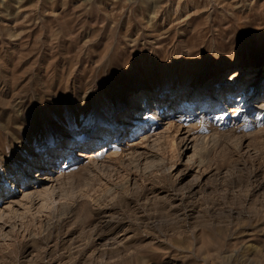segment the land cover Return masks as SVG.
Instances as JSON below:
<instances>
[{
	"label": "rangeland",
	"instance_id": "1",
	"mask_svg": "<svg viewBox=\"0 0 264 264\" xmlns=\"http://www.w3.org/2000/svg\"><path fill=\"white\" fill-rule=\"evenodd\" d=\"M238 68L227 107L263 81L264 0H0V192L69 138L107 136L135 92L165 97ZM227 107L164 112L153 132L149 110L119 153L58 163L52 191L6 217L0 264H264V115L246 124ZM184 125L196 128L195 161L180 150Z\"/></svg>",
	"mask_w": 264,
	"mask_h": 264
},
{
	"label": "bare ground",
	"instance_id": "2",
	"mask_svg": "<svg viewBox=\"0 0 264 264\" xmlns=\"http://www.w3.org/2000/svg\"><path fill=\"white\" fill-rule=\"evenodd\" d=\"M219 74L220 75H216L215 72L200 73L197 76L196 82L191 85V89L182 91V89L180 88L172 87L168 89L167 96L165 95V97H164L162 88L144 89L139 92H135L131 98L129 111L125 112V108L123 112L121 111V113L123 114L125 112L124 116L123 117L121 116L122 118L121 121H119L118 123V120L115 118V116H112L109 123H107L106 127L103 128L102 132L103 133L107 132L106 133L107 136H102V134L101 135L99 134V137L97 138V140L95 139V141L91 144H88L87 142H84V141L81 142L80 140H78L77 142V140H74L71 137L65 143H63L62 148L60 147V149L63 151L58 152L59 154L53 155V151L55 150V146H54L51 149L52 151L47 152L45 156L39 159H33L30 162L29 171L26 172L27 174L22 173L21 179H19L20 183H18V180L9 178L8 180L9 185L6 188L7 191L0 192V202H1L2 196H5V197L8 195L11 196V198L6 203V205L3 204L2 206H0V230L5 229V226H6L5 219L10 213H12L15 210V206H18V207H22L24 205L26 206L27 205L26 202L29 201L30 199H33L36 196L41 197L42 195L43 196L47 195L49 192L52 191V189L54 188V182L58 181L59 178L58 177L55 178L54 177L55 175L52 174L51 172H53L54 167L58 163H60L61 161L62 163H65V162L68 163V162L75 161L78 159L79 160L83 159V161L81 162H85V165H87L88 162H91L92 160L101 159L102 157H104V155L106 156L107 154L115 155L119 153L120 148L116 145V143L119 140L124 139V137L128 134V131L130 132V136H134V135L141 133L142 130L147 128L146 125L148 123L147 122L148 118H146L147 116L144 113L146 112L148 113L149 110H152L151 112H153V115L150 118L152 120L153 119L155 120V122L151 124V129L153 132L156 130L155 125H157V122H158L157 120L160 119V115H162L164 112H167V111L170 113L179 112L181 113L180 115L182 116V114H188L192 110H195L197 111V113H199L200 110L204 112L216 106L218 108L221 107V109L222 107H227V104L229 103V100L231 99L227 97L228 96L226 94L227 92H225V89H222V86L225 83L228 86L230 85L231 88H236L237 86H241L243 82L242 81L243 80L242 79L243 68H238L234 70L233 72H231L229 77H226V76L223 77L224 72L222 71ZM250 76L251 75H249V77ZM257 86H258V83L256 82V79H252L249 83V89L253 90L254 94L253 93L246 94L244 92L239 94L235 105L227 107L229 110V114L234 113L236 116L241 115V117L243 118L242 121H244L245 123L246 121H249L250 118H253L254 115L257 116V118L260 116L262 117L264 115V100L256 102V99L260 95L264 96V78H263V81L260 82L258 86L259 89ZM262 87L263 89L260 90V88ZM180 97H183L184 99L179 100ZM208 99H210L209 102H208ZM250 99L251 100L253 99L252 104H254L255 102L254 104L255 106L253 108V111L255 112L254 115L252 112L246 113L247 110L245 108L248 107L249 105L248 102ZM226 100L228 102H224ZM132 112H134L133 115H131ZM111 114H114V113H111ZM226 117H228V115H226ZM183 124H189V123L187 122L183 123L181 121L178 123V126L182 127ZM173 125H174L173 121H170V122L168 121L167 130L172 129ZM195 126L197 125L195 124ZM195 129H196L195 127L185 126L181 130L183 131L182 135L180 134L181 136L179 137L180 145L183 144V146L180 147V150L183 148V151H182L183 154L191 151V154L188 156L189 161H195L196 155L199 152L198 143L196 141V135H194L193 133ZM202 129H204L203 130L204 132L209 131V130L213 131L212 127H210L209 130L208 128H202ZM114 131H116L117 133V137L116 135H113V138L115 137L117 139L115 143L111 140V135H110L111 132H114ZM141 138H144V136H141L140 139ZM149 140L151 141L152 139H149ZM128 144L129 145L127 149L135 152L139 158L144 159L146 155H150L148 154L150 152L147 148H144V149L137 148V146L139 145V142L137 140H129ZM99 145H103V147L96 149V146H99ZM51 152L54 157V160L53 161L51 160L50 162V160L46 158L48 156L50 157ZM73 154H75V156H73ZM46 182L50 183L51 185L47 184ZM20 192L22 193V197L21 199H17V196L18 194H20ZM10 217L11 215L8 218Z\"/></svg>",
	"mask_w": 264,
	"mask_h": 264
}]
</instances>
